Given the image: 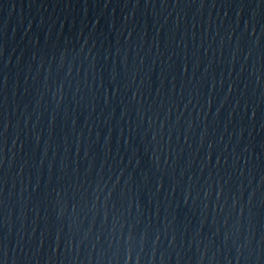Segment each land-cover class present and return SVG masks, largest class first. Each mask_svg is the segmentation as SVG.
I'll return each instance as SVG.
<instances>
[{
	"label": "water",
	"instance_id": "95a60500",
	"mask_svg": "<svg viewBox=\"0 0 264 264\" xmlns=\"http://www.w3.org/2000/svg\"><path fill=\"white\" fill-rule=\"evenodd\" d=\"M0 264H264V0H0Z\"/></svg>",
	"mask_w": 264,
	"mask_h": 264
}]
</instances>
